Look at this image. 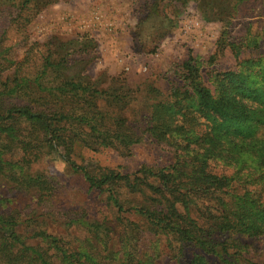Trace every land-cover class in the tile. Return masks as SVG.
I'll return each instance as SVG.
<instances>
[{"label":"trees","instance_id":"trees-1","mask_svg":"<svg viewBox=\"0 0 264 264\" xmlns=\"http://www.w3.org/2000/svg\"><path fill=\"white\" fill-rule=\"evenodd\" d=\"M58 1L0 0V19L27 39L31 21ZM195 1L208 20H223L232 0ZM36 45L18 60L0 42V264H160L162 252L143 248L146 234L167 237L174 264H264L241 241L264 238V56L237 52L235 69L211 72V87L190 50L169 93L156 90L161 97L138 114L124 77L91 73L101 55L88 34L53 35L34 53ZM144 139L172 146L174 163L131 173L77 161L85 151L127 155ZM246 153L257 158L248 173ZM52 157L103 195L111 216L50 210L57 189L39 165ZM18 194L30 203L13 207ZM50 215L73 239L49 230Z\"/></svg>","mask_w":264,"mask_h":264},{"label":"rangeland","instance_id":"rangeland-1","mask_svg":"<svg viewBox=\"0 0 264 264\" xmlns=\"http://www.w3.org/2000/svg\"><path fill=\"white\" fill-rule=\"evenodd\" d=\"M157 3L159 8H154L153 0H61L31 21L26 29L27 39L24 32L16 31V25L1 18V51L7 52V57L21 60L33 43L41 44L35 47L34 53H38L45 49L43 44L53 35L71 38L86 33L94 39L101 55L100 60L91 66V73L96 76L106 70L108 75L124 77L136 91L134 109L138 114L148 111L152 99L161 97L156 90L164 96L169 93L173 76L188 58L190 50L201 61L206 84L211 87V72L235 69L237 52L241 60L264 56V0H232L222 15L223 20H208V15H204L195 0L186 6L176 0H157ZM96 12L102 15L103 25L93 22ZM135 29L140 32L137 36ZM243 157L246 160L245 173H248L247 170L257 164V158L253 153H246ZM174 158V149L169 144L144 139L127 155H120L112 149L97 153L85 151L77 161L93 160L101 166L132 173L143 165L166 167L174 163ZM39 167L47 172L57 189L50 197L54 199L55 209L50 210L63 213L76 210L100 220L111 216L104 196L90 190L85 178L70 169L61 158L44 159ZM215 167V171L226 168L217 163ZM13 198V207L23 208L30 203L28 195L18 194ZM45 211L52 215L56 213ZM52 215L45 216L51 220L49 230L73 239V231L67 230L63 224L53 223ZM120 233L121 229L117 227L116 235ZM77 234L85 236L82 231ZM241 241L249 257L264 263V238L244 237ZM167 244L165 236L146 234L142 245L156 255L162 252V258L158 259L160 264H174ZM212 260L217 262L215 258Z\"/></svg>","mask_w":264,"mask_h":264},{"label":"built area","instance_id":"built-area-1","mask_svg":"<svg viewBox=\"0 0 264 264\" xmlns=\"http://www.w3.org/2000/svg\"><path fill=\"white\" fill-rule=\"evenodd\" d=\"M93 22L96 25H103L104 24V22L102 21V15L99 12L94 13ZM108 25H111V24H108Z\"/></svg>","mask_w":264,"mask_h":264}]
</instances>
